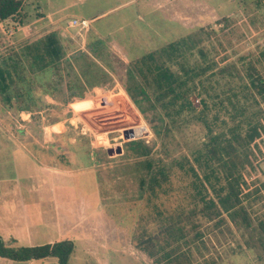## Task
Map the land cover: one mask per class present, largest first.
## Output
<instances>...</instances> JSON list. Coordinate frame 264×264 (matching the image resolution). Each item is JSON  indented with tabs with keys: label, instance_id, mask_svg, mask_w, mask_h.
<instances>
[{
	"label": "rangeland",
	"instance_id": "obj_1",
	"mask_svg": "<svg viewBox=\"0 0 264 264\" xmlns=\"http://www.w3.org/2000/svg\"><path fill=\"white\" fill-rule=\"evenodd\" d=\"M37 7L43 12L56 10L55 15L64 16L58 22L64 55L57 64L46 67L39 76L36 74L38 79H30L33 102L29 106L17 107L15 103L0 106V144L73 150L80 156H71L72 165L78 161L76 166L85 164L87 169L93 168L85 173L84 168L75 169L78 171L74 177L65 179L67 187L63 185L57 195V199H64L70 193V203L75 204L76 188L68 185L73 186L77 180L90 196L87 201L98 211L93 221H87L92 222L87 227L83 223L85 216L81 217L80 227L86 228L87 238L76 237L68 264L99 263L93 257L94 252H85L84 245L89 243L112 247V251L103 255L108 264H176L162 255L164 250L150 255L138 244L139 238L149 233L161 235L163 223L150 210L146 192L138 185L144 172L142 160L123 153L125 141L130 138L122 132L129 127L135 129V137L152 145L153 156L170 158L183 153L191 158V151L206 138L205 130L198 122H189L164 138L154 137L147 119L123 89L124 68L131 58L186 35L199 38L190 59L198 57L196 47L206 49L207 59L222 57L232 61L238 55L257 56L264 48V0H27L24 5L30 15ZM99 12L102 13L91 19L84 34L76 33L66 24L70 15L89 18ZM91 47H95L96 56ZM2 49L0 55L13 48L6 44L4 53ZM86 58L107 72V81L93 86L83 82L80 65L86 63ZM75 77L82 87L78 95L75 85L68 88L69 82L75 83ZM189 99L199 106L197 95L191 94ZM143 127L146 131L141 132ZM15 158L19 161L15 183L24 190V184L32 183L39 171L32 162H25L21 154L16 153ZM63 158L67 159L66 156L56 159ZM239 170V180L246 184L239 195L244 217L240 212L233 218L220 212L209 219L195 210L187 217L182 236L169 245L175 254H183L177 256L180 263L264 264V231L258 224L264 219V156L252 168ZM94 172L97 188L92 178ZM38 185L41 186V175ZM175 186L169 199L164 194L152 199L163 213L171 211L177 201L185 207L190 205L189 198H183L180 184L177 182Z\"/></svg>",
	"mask_w": 264,
	"mask_h": 264
},
{
	"label": "trees",
	"instance_id": "obj_2",
	"mask_svg": "<svg viewBox=\"0 0 264 264\" xmlns=\"http://www.w3.org/2000/svg\"><path fill=\"white\" fill-rule=\"evenodd\" d=\"M20 7L21 0H0V20L21 22L24 15ZM198 41L191 35L182 36L131 58L125 65L122 82L154 137L164 138L189 122H198L205 130L206 138L191 151V158L183 153L170 158L153 156L152 145L140 137L126 140L123 150L127 156L142 160L144 172L138 185L146 192L150 210L163 223L161 235L149 233L139 238L138 244L150 255L164 250L162 255L176 264H185L177 258L183 254H175L169 245L182 236L187 217L195 210L209 219L220 212L230 218L240 212L244 217L239 195L246 184L239 180V169L252 168L264 156V70L257 67L264 68V48L257 56L238 55L227 61L222 57L207 59L206 49L196 47L198 57L190 59ZM90 49L94 53L95 47ZM63 55L62 41L55 29L0 55V106H29L33 102L30 79H38L42 70L57 64ZM85 60L84 65L79 64L84 83L93 86L107 81L104 69L89 58ZM73 80L75 83L69 82L68 88L75 85L78 95L82 87L76 83L77 77ZM191 94L198 96V107L190 101ZM177 182L190 205L185 207L177 201L171 211L163 213L152 199L160 194L169 199ZM258 224L264 231V219ZM72 247L70 238L7 245L0 236V256L15 260L53 256L56 264H67Z\"/></svg>",
	"mask_w": 264,
	"mask_h": 264
},
{
	"label": "crops",
	"instance_id": "obj_3",
	"mask_svg": "<svg viewBox=\"0 0 264 264\" xmlns=\"http://www.w3.org/2000/svg\"><path fill=\"white\" fill-rule=\"evenodd\" d=\"M26 3L27 0H21L20 12L24 15L21 22H13L11 18L0 20V47L3 48L1 50L2 53L5 52L3 50L6 44H9L10 48L15 49L28 39L35 38L48 30L55 29L59 34L62 32L58 22L63 20V15H55L56 10L43 12L40 7L35 8L33 14L30 15L29 11L24 8ZM100 13L102 12L85 18L91 21V19H94ZM39 28L44 29L38 33L36 31ZM1 114L2 112H0V116ZM33 152H35L36 158L32 156ZM16 153L21 154L25 162H32L34 167L39 171V175L32 178V183L28 185L27 183L24 184V190L21 189L18 183H15V179L18 176L17 172H19L17 168L19 161L15 158ZM38 155L41 158H37ZM57 156H66L67 159H56ZM71 156L78 157L80 154L73 152V150L15 146L8 143L5 145L4 143L0 144V236L5 244L32 245L62 238H70L74 242L76 237L87 238L85 236V232H87L86 228L80 227V223L82 222H80V219L85 216L84 220L81 219L84 226L87 227V224L92 225V222L88 223L87 221H93L98 211L95 212L96 206L87 201V199H90V196L86 193L85 187L79 186L77 180H75L73 186L68 185L76 188V192L74 191L77 193L75 204L70 203L68 197L70 193L64 199H57V195L60 193L63 185L66 186L68 184L65 179L68 176L74 177V174L78 171L75 169L84 168V173L87 171L92 172L91 170H93V168L89 167L87 169L85 164L84 166H76L78 161L74 164L75 166L72 165L70 163L72 161ZM28 175H31V173ZM40 175L41 186L38 185ZM92 178H94V184L97 188L98 178L95 172L92 174ZM23 195L26 197L32 196V198L24 199ZM48 195L49 199H45ZM88 202L90 207H87ZM79 227L82 229L81 233L79 232ZM38 237L41 238L33 242V239ZM88 240L92 242V238H88ZM111 248L110 246L98 247L90 243L88 246L84 245L85 252H94L93 257L99 259V263L97 264H108L107 258L103 257V255L105 256L108 251H112ZM116 249L117 247L114 250L116 251ZM45 262L56 264V259L53 256H46L43 258L15 260L0 256V264H45Z\"/></svg>",
	"mask_w": 264,
	"mask_h": 264
},
{
	"label": "built area",
	"instance_id": "obj_4",
	"mask_svg": "<svg viewBox=\"0 0 264 264\" xmlns=\"http://www.w3.org/2000/svg\"><path fill=\"white\" fill-rule=\"evenodd\" d=\"M89 23L90 19H87L85 17L81 16H70L66 20L67 26L73 27L75 29V32L80 34L83 32V34L89 29ZM83 46V39L80 40V47Z\"/></svg>",
	"mask_w": 264,
	"mask_h": 264
},
{
	"label": "water",
	"instance_id": "obj_5",
	"mask_svg": "<svg viewBox=\"0 0 264 264\" xmlns=\"http://www.w3.org/2000/svg\"><path fill=\"white\" fill-rule=\"evenodd\" d=\"M144 131H146V128L144 129ZM122 133H123L124 137H129V138H134L135 135H137V133H134L133 132V128L132 127H129V128L124 129V131ZM117 151L119 152L120 149L117 148Z\"/></svg>",
	"mask_w": 264,
	"mask_h": 264
},
{
	"label": "bare ground",
	"instance_id": "obj_6",
	"mask_svg": "<svg viewBox=\"0 0 264 264\" xmlns=\"http://www.w3.org/2000/svg\"><path fill=\"white\" fill-rule=\"evenodd\" d=\"M139 128H141V127H139ZM133 132L136 133V130L133 129ZM141 132H144V127H143V130Z\"/></svg>",
	"mask_w": 264,
	"mask_h": 264
}]
</instances>
